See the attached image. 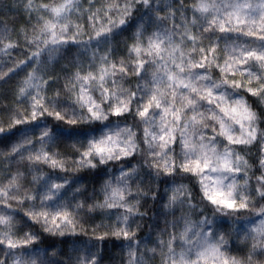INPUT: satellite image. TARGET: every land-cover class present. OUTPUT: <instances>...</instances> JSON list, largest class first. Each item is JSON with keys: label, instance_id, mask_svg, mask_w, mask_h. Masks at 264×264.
<instances>
[{"label": "snow or ice", "instance_id": "obj_1", "mask_svg": "<svg viewBox=\"0 0 264 264\" xmlns=\"http://www.w3.org/2000/svg\"><path fill=\"white\" fill-rule=\"evenodd\" d=\"M21 3L29 20L16 39L0 22V57L22 53L6 70L0 59V88L24 74L10 103L0 92V177L11 162L17 165L6 182L0 178V264H103L100 243L112 238L126 249V264H259L264 257V0ZM73 47L75 55H66ZM89 50L85 66L82 57ZM65 60L63 86L54 87L61 79L55 65ZM129 77L134 89L124 86ZM126 114L138 123L99 137L80 130L94 122L107 128L113 117L119 121ZM141 124L142 139L134 130ZM59 144L71 158L52 151ZM173 145H179V154ZM138 151L155 169L154 178L145 185L138 167L125 171L121 165L115 185L102 183V199L89 198L83 185L72 189V201L60 199L61 191L72 187L67 176L41 173L26 183L27 173L40 165L61 172L97 169ZM162 173L174 185L159 205L165 226L157 224L155 240L146 243L134 228L141 227L137 217L148 214L142 201L164 200L154 190ZM178 176L199 184L211 215L201 210L195 224L185 214L175 218L185 205L193 212L199 208ZM250 208L251 215H241ZM85 209H123L114 225L92 227L91 247L79 240L88 235L78 219ZM180 219L184 227L176 231ZM237 219L249 221L242 232ZM28 221L50 242L44 243ZM233 238L245 245L243 255L229 250Z\"/></svg>", "mask_w": 264, "mask_h": 264}, {"label": "trees", "instance_id": "obj_2", "mask_svg": "<svg viewBox=\"0 0 264 264\" xmlns=\"http://www.w3.org/2000/svg\"><path fill=\"white\" fill-rule=\"evenodd\" d=\"M29 20V16L26 14L23 4L21 3V0H0V22L7 25L9 30L12 32V38L16 39L17 35L19 33V30L21 27H24L27 25V22ZM34 22V20H33ZM135 22V18L133 19V23ZM127 35V33L125 34ZM87 37L85 36V39ZM232 38L236 39V34H232ZM240 39H244L241 37ZM225 41H221V47H223ZM120 51L123 53V47H120ZM75 55V48L71 50V53H66V55ZM22 53L19 50L13 51L12 55L10 57H0V59L3 60L5 65V70L7 67L11 66V62L18 57H21ZM91 57V50L83 54V59L85 61V66H87V62ZM67 61H61L60 63L55 65L54 71L57 75L61 77L54 87L61 88L63 86L64 80L63 76L65 74V69L62 68V65L66 63ZM23 73H19L17 76H13L7 84L3 86V88H0V92H2L4 97H7L6 100H4V103H10L12 101V92L13 88L17 82L18 79L23 77ZM125 87H132L135 88V80L134 78L129 77L128 80L124 82ZM48 94L51 95V89L48 90ZM94 95L96 97H99V92H95ZM68 103L69 101H65ZM113 123L108 125L107 128H105L101 123L94 122L92 124H84L80 126V130L82 132H85L89 136H101L104 132H110V134H114L115 131L118 130V128H123L127 124L128 126H132L134 123H138V120L134 118L130 114H126L125 117L120 118L119 121L117 118H112ZM137 132V136L142 139L143 137V125H139V127H136L134 129ZM210 131V130H209ZM175 148L176 154H179L180 147L179 145H173ZM141 148H146V145H141ZM52 151L56 152H67L69 155V158H71V153L68 152L67 146L65 144H59L57 147H53ZM253 153H255L256 149H252ZM78 158V157H77ZM146 157L144 156L142 151H138L134 154V156L123 158L121 161H111L106 165H101L97 169H84L81 171H71V172H61L59 169H52L48 167L47 165H40L39 171H32L30 173H27L26 176V183L31 182L32 175H39L41 173H47L50 175L53 179H57L58 177H64L67 176L70 181H72L71 185L72 187L68 189L67 192H64L63 190L60 193V199L64 201H72L73 198V191L72 189L75 188L77 185H83L85 186L86 195L91 198L93 196H96L100 199H102V194L100 193V188L102 186V183L105 180H111L113 184L116 183V177L120 175L121 172V165H123V169L125 171L129 170L130 167H138L139 168V176L141 178V181L147 185L150 181V179L154 178L155 169L149 168L147 164L145 163ZM150 159V158H149ZM16 163L11 162L8 166H6L3 171V176L0 177L4 179L6 182L8 173L14 172L16 170ZM21 170L26 171L25 165H21ZM178 183H185L189 184L190 187H194L197 192H199V184L195 182L190 176L185 177L181 179V177H177ZM62 182V181H59ZM140 182V181H138ZM174 185L171 183V178L165 176L163 173L159 177L158 180H156V187L155 191L162 197H164V200H157L153 201L151 198H148L147 202L145 203L142 201V211H146L148 214L142 218L137 217L138 223L142 225V227L139 228L137 232V238L143 239L146 243L149 240V237L152 238V240H155V234L157 232L156 225H159L160 229H163L165 226V220L163 216H159L158 213L160 211L159 205L162 202H166V195H165V189H170ZM36 187H40L37 185ZM133 192H135V185L132 186ZM77 200H82L84 197L77 196ZM55 203V202H53ZM207 203V202H206ZM74 204V202H73ZM123 209H105V210H97L93 213H90L85 219L81 220V222L84 224L85 228L88 231V235L81 234L79 236V240L81 242L90 240L91 237V231L92 227H94L97 224L100 223H107V224H113L116 222V216L118 213L122 212ZM177 211V215H178ZM209 215H211L209 213ZM241 215L243 216H249L251 215V212L246 210ZM19 216L22 217L23 213H19ZM155 217V219H154ZM167 219L171 221L173 217L169 214ZM243 219H239L236 222L235 227L238 228L241 222H243ZM228 225L231 226V221L229 220ZM29 226L34 227L36 231L41 233V237L43 239L44 243H49L51 238L48 236L47 233H43L42 229H40L39 225H32V222L28 221ZM182 228V223H179L177 226L176 231H179ZM103 231V229H101ZM169 231H173L172 228H169ZM167 239V237H164ZM72 239H76L73 237ZM249 246L251 244V241L248 242ZM151 246V245H150ZM229 250L232 252V254H240L243 255L244 252L241 251L242 249H245V245L238 243L235 238L230 242L229 244ZM70 250V249H68ZM100 250L101 254L103 256V264H121V260H124V264H126L127 259V251L126 249L122 251L120 242L115 240L114 238L109 239L105 242L100 243ZM179 250V249H178ZM158 259V258H157ZM264 259V257L260 258Z\"/></svg>", "mask_w": 264, "mask_h": 264}, {"label": "clouds", "instance_id": "obj_3", "mask_svg": "<svg viewBox=\"0 0 264 264\" xmlns=\"http://www.w3.org/2000/svg\"><path fill=\"white\" fill-rule=\"evenodd\" d=\"M70 184L72 183V181H68ZM189 185V184H188ZM191 188V190H192V195H193V197L195 198V203H197V204H199V208H197L194 212L193 211H190L189 210V208H188V206L187 205H185L184 206V209L183 210H176L175 211V218L176 219H179L181 216H182V214H185V215H187V217L193 222V224H195L201 217H200V215H199V213H200V211L201 210H203L204 211V214L205 215H209V213L210 214H212V208H211V206H209V205H207V203L206 202H204V201H202L201 200V193L200 192H197L196 190H195V188L194 187H190ZM166 190L167 189H165V192H166ZM162 203H164V202H162ZM161 203V204H162ZM177 211H178V215H177ZM248 211H252V209L250 208ZM90 213H88L87 212V210L85 209V211L84 212H82L81 214H80V216L78 217V219H80V220H83V219H85L88 215H89ZM171 215V214H170ZM172 217H173V215H171ZM154 219H155V217H154ZM173 219H174V217H173ZM172 219V220H173ZM237 220H239V219H237ZM179 223H182V228L179 230V231H182L183 230V227H184V221L182 220V219H180L179 220ZM105 225H109V224H107V223H105ZM113 225H114V223H113ZM141 227H142V225H141ZM138 230L139 229H135L134 228V231H136V233L138 232ZM91 245H92V241L91 240H87V241H84V242H82L81 243V246L82 247H91ZM259 264H264V259H261L260 261H259Z\"/></svg>", "mask_w": 264, "mask_h": 264}, {"label": "rangeland", "instance_id": "obj_4", "mask_svg": "<svg viewBox=\"0 0 264 264\" xmlns=\"http://www.w3.org/2000/svg\"><path fill=\"white\" fill-rule=\"evenodd\" d=\"M248 223H249V221L244 220L243 222L240 223V225L238 226L237 230L242 232L243 229H244V226L246 224H248Z\"/></svg>", "mask_w": 264, "mask_h": 264}]
</instances>
